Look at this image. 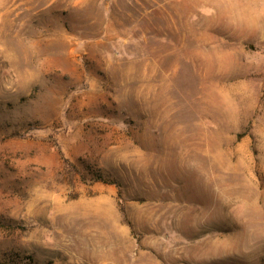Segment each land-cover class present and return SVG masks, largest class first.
Listing matches in <instances>:
<instances>
[{
	"label": "rangeland",
	"instance_id": "rangeland-1",
	"mask_svg": "<svg viewBox=\"0 0 264 264\" xmlns=\"http://www.w3.org/2000/svg\"><path fill=\"white\" fill-rule=\"evenodd\" d=\"M0 264H264V0H0Z\"/></svg>",
	"mask_w": 264,
	"mask_h": 264
},
{
	"label": "bare ground",
	"instance_id": "bare-ground-1",
	"mask_svg": "<svg viewBox=\"0 0 264 264\" xmlns=\"http://www.w3.org/2000/svg\"><path fill=\"white\" fill-rule=\"evenodd\" d=\"M231 5H233V4H231ZM232 7H233V11H234V18L236 20L242 22V23L243 22H246V23L248 22L249 23V22H259V21H261V16L256 13L255 9L252 6H249V7L244 8V6L241 7L239 4L236 3V5H234Z\"/></svg>",
	"mask_w": 264,
	"mask_h": 264
}]
</instances>
